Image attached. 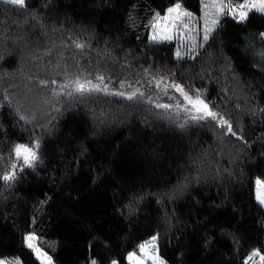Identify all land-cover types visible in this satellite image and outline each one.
I'll list each match as a JSON object with an SVG mask.
<instances>
[{
  "label": "trees",
  "instance_id": "trees-1",
  "mask_svg": "<svg viewBox=\"0 0 264 264\" xmlns=\"http://www.w3.org/2000/svg\"><path fill=\"white\" fill-rule=\"evenodd\" d=\"M214 1L0 0V177L16 145H40L0 179V260L42 264L34 233L56 264H109L154 235L167 264H261L264 13L221 15L188 58L148 37L175 3ZM99 76L107 91L61 90ZM173 84L217 119L192 120Z\"/></svg>",
  "mask_w": 264,
  "mask_h": 264
},
{
  "label": "snow or ice",
  "instance_id": "snow-or-ice-1",
  "mask_svg": "<svg viewBox=\"0 0 264 264\" xmlns=\"http://www.w3.org/2000/svg\"><path fill=\"white\" fill-rule=\"evenodd\" d=\"M7 3L11 5H16L19 7H24L26 5V0H6ZM211 7L214 10V18L211 20V26H209L207 17L209 13L206 11L205 12V25H204V36L203 39L206 41L208 39V36L210 32L213 30V28L217 25L219 15L224 11V9H228L229 13L232 14L236 19L239 21H244L247 18L248 12L251 11L252 9H256L260 12H264V0H254L252 3H248L247 0H245L244 3H240L237 5H233L230 0H220L219 3L214 2L213 4H205L204 8L208 9ZM171 18L173 21L172 27H175L176 21H180L182 18H187L189 21L193 19V15L190 12H187L182 9V4L177 2L174 4L173 7H169L166 10V14L163 17L164 21H168ZM156 23L152 25L154 29V35L152 36V39L154 41L156 40H170L172 37L170 35H157L155 34V30L157 27V24L160 22V14H156ZM183 28L188 29L190 32L195 31V28L189 29L188 24H183ZM77 47H83V45H77ZM176 55L179 57L181 55L180 51L178 50ZM97 79L100 81V83H92L91 80H80L76 79L74 81H71L67 85H61V90H64L66 88H70L71 91L68 92V95H72L73 92L75 93H90V92H98V91H107V86L101 87V84L104 82V77L99 76ZM159 86V85H158ZM174 87L177 91L181 92L184 96V99L188 101V103L192 106L191 109H185V111H191L194 114L191 116L192 120H204L207 119L208 117H211L213 120L217 119V113L211 111L209 109V106L204 103L202 99L197 95L195 99H193L192 96H189L188 93L184 91V89L180 85H171ZM119 95H123V93H117ZM135 95V93H133ZM142 95V94H141ZM132 97L130 96L129 99ZM157 107H163V108H169L171 107L170 105H157ZM219 123L221 126H226V130L231 133L232 135H235V133L232 131V126L231 124L225 120V119H220ZM40 145L39 142H36L32 146L24 145V144H18L14 148V159L16 163H13L10 167V170L8 174H4L0 179H2L5 182H11L16 179V172L18 170H22V168L18 169V164H23L27 165L29 167L33 166L34 162L38 160V154L37 150L39 149ZM258 185V191H257V199L260 202L261 205H264V182L262 181H257L256 182ZM36 239V237L32 234L28 235L26 237L27 241V246L29 248H34L33 241ZM155 241L156 237H153L151 241L148 242L147 245H141L140 249L143 252L146 248L151 247L153 250V253L156 252V247H155ZM35 251L38 255V257H41L44 261V264H52L51 257H47L46 254H43L40 252L39 248H35ZM147 255L148 259L153 261V264H164V261L159 258L158 255L155 254H148ZM259 256L261 264H264V255H260L258 251L253 252L252 255L248 258L250 261L254 259V257ZM129 259H135L137 261V264H143L142 261L139 260V258L136 257V254L133 253L130 255ZM0 264H22L21 261L19 260H13V261H4L0 260ZM92 264H96V261H92ZM113 264H116L115 261H113Z\"/></svg>",
  "mask_w": 264,
  "mask_h": 264
},
{
  "label": "rangeland",
  "instance_id": "rangeland-1",
  "mask_svg": "<svg viewBox=\"0 0 264 264\" xmlns=\"http://www.w3.org/2000/svg\"><path fill=\"white\" fill-rule=\"evenodd\" d=\"M214 2L219 3L220 0H215ZM225 2H227V0H225ZM230 2L235 6L237 4L244 3L245 0H230ZM247 2L252 3V2H254V0H247ZM173 6H171V7H173ZM182 9L187 11V12H190V11L186 10L183 6H182ZM206 11L209 13V15L207 17L208 24H209V26H211V20L214 18V10L213 9L211 10L210 7L207 10L204 9L201 14H194V13L190 12L193 15V19L191 21H189L187 18H182L180 21L175 22V24H176L175 27H172L173 21L171 20V18L168 21L163 20V17L166 14L165 13L164 15L160 16L161 20L157 24L155 34H157V35H162V34L163 35H170L172 37V39L166 40V41H175L176 42V44H177L176 53L178 50L181 53V55L179 57H181V58L192 57L195 54L197 43L204 36V25H205V15L204 14ZM252 11L260 12L256 9H252L251 11L248 12V14ZM262 13H264V12H262ZM221 15L234 17L232 14L229 13L228 9H224V11L219 15V17ZM183 24H188L189 29L195 28V31L190 32L188 29L183 28ZM153 35H154V29L152 27L150 29V32L148 35L150 40H153L152 39ZM156 41H165V40H156ZM258 180L261 181L258 178L256 180V182ZM257 191H258V185L256 183L255 184L256 197H257ZM30 234H32L36 237V239L33 241L34 248H31V249L35 252L36 257L42 262V264H44V261L41 257H38V255L35 251V248H39L41 253L46 254L47 257H51L52 264H56L53 260L52 255L50 253H48L47 251H45L41 246H38L36 234H34V233H30ZM153 237H156V236L155 235L151 236L146 241L142 242L139 246H137L136 244H134L133 242L128 241V240L123 241L121 243H118L115 246V253L117 255V260H115L116 264H120L118 262L119 259L124 261L125 264H137V261L135 259H129L130 255L133 253L136 254V257L139 258V260L142 261L143 264H149V263L153 264V261L149 260L147 255H145V253L158 255L159 258L164 261V264H167L165 258H163L159 253V246L157 243V237H156V241H155V247H156L155 253H153V250L151 247L146 248L143 252L141 251L140 246L141 245H147L148 242L151 241ZM261 255H264V253L262 252ZM109 264H113V262H111Z\"/></svg>",
  "mask_w": 264,
  "mask_h": 264
}]
</instances>
